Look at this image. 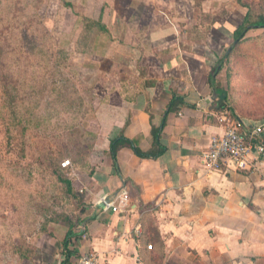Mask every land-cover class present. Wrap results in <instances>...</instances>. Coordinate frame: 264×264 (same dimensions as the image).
<instances>
[{
	"label": "crops",
	"instance_id": "0c3cea01",
	"mask_svg": "<svg viewBox=\"0 0 264 264\" xmlns=\"http://www.w3.org/2000/svg\"><path fill=\"white\" fill-rule=\"evenodd\" d=\"M151 6L129 12L147 14ZM162 14L121 21L130 35L117 42H127L128 50L118 52L115 80L93 107L99 129L92 131L85 163L69 166L67 180L76 198L67 192V201L74 208L67 211L60 240L39 249L51 255L35 264L61 263L69 223L67 264H78L86 252H96L99 264H264V163L249 173L207 172L199 157L210 137L221 132L222 114L233 115L243 131L264 123L232 102L228 110H218L219 95L209 100L224 87L220 72H213L232 31L218 25L229 36L215 40L209 37L215 22L167 21ZM152 127L160 128L163 153L142 158L122 147L115 167L110 138L122 133L147 151ZM121 189L128 196L125 211L101 205Z\"/></svg>",
	"mask_w": 264,
	"mask_h": 264
},
{
	"label": "rangeland",
	"instance_id": "374dc122",
	"mask_svg": "<svg viewBox=\"0 0 264 264\" xmlns=\"http://www.w3.org/2000/svg\"><path fill=\"white\" fill-rule=\"evenodd\" d=\"M144 4L152 5L147 14L129 12ZM159 11L167 21L215 22L209 37L216 40L229 36L246 8L237 0H0V264H35L51 255L39 249L60 240L74 208L58 179L69 170L61 163L86 161L94 138L84 133L99 129L93 107L115 80L118 52L128 50L117 42L130 35L121 21L151 20ZM81 16L100 19L107 31H90ZM222 23L228 28H218ZM246 37L232 61V86L241 112L261 120L264 32ZM232 42L226 39L222 54ZM219 74L224 83V69Z\"/></svg>",
	"mask_w": 264,
	"mask_h": 264
},
{
	"label": "built area",
	"instance_id": "2783aa9c",
	"mask_svg": "<svg viewBox=\"0 0 264 264\" xmlns=\"http://www.w3.org/2000/svg\"><path fill=\"white\" fill-rule=\"evenodd\" d=\"M222 130L212 135L208 146L200 153V164L207 171H220L225 168L249 173L257 171L264 163V123H256L247 130H241L240 123L226 113L218 117ZM69 167L70 161L61 163ZM104 202V199H103ZM113 212L125 211L128 196L124 189L103 205ZM85 237L84 234L81 235ZM151 245L147 248L151 249ZM78 264H99L96 252H86L78 258Z\"/></svg>",
	"mask_w": 264,
	"mask_h": 264
},
{
	"label": "trees",
	"instance_id": "16d2710c",
	"mask_svg": "<svg viewBox=\"0 0 264 264\" xmlns=\"http://www.w3.org/2000/svg\"><path fill=\"white\" fill-rule=\"evenodd\" d=\"M237 2L242 5L243 7L246 8V11L240 21V23L232 30L231 33V38L233 40L232 44L230 45L231 49L230 51L224 54H222L218 65L215 67L213 75L219 73L224 69L225 72V82H224V87L221 89L220 97L218 98L219 106L217 107L218 110H228L231 108L229 106L230 102H232L233 106L236 108L240 109L239 106L236 104V98L234 96L236 92V88L233 85L232 82V69H233V63L232 61L236 56H238V50L239 47L246 41L248 38L246 37V34L250 30H255V29H262L264 32V4H259L258 6H253L252 4L244 3L242 0H237ZM65 6H71L70 3L65 2ZM82 20L85 21L86 27L91 31L93 28L98 29L100 31H107L106 26L102 23L100 19H91L87 18L85 16H81ZM239 57V56H238ZM224 67V68H223ZM213 75H211V81L213 79ZM232 99H230L231 97ZM177 99L176 97L173 98L171 101V105L176 103ZM80 104H84L83 100H78L77 101ZM241 110V109H240ZM231 115H232V109H231ZM232 118L234 120H237L233 115ZM84 135L92 136L94 138V134L92 131H90L87 128V132L85 131ZM151 135H152V145L147 151H142L139 147H137L130 139L124 137L121 134L112 136L109 140V156L113 161V164L116 167V153L118 150L122 147H129L137 156L142 157V158H156L160 154L163 153L164 147L160 143V128L152 127L151 129ZM93 144V140L89 145H86L87 150L86 152L88 153L89 150H91ZM58 179L63 182L67 188V192L69 193L70 196L75 197L72 189H70V182L67 179H64L63 177L59 176ZM65 225L67 227V218L65 219ZM73 235L72 227L69 223L68 230L65 233V236L62 240V254H63V259L60 264H67L68 263V251H67V244L69 240L71 239Z\"/></svg>",
	"mask_w": 264,
	"mask_h": 264
},
{
	"label": "water",
	"instance_id": "95a60500",
	"mask_svg": "<svg viewBox=\"0 0 264 264\" xmlns=\"http://www.w3.org/2000/svg\"><path fill=\"white\" fill-rule=\"evenodd\" d=\"M230 49H231V47L229 46V47L227 48V51H226L225 54H227V53L230 51ZM218 95L220 96V93L217 94V92L214 91L213 94L209 97V100H214ZM108 201H109V198H108V199H105L104 202H103L101 205H104V203H106V202H108Z\"/></svg>",
	"mask_w": 264,
	"mask_h": 264
}]
</instances>
